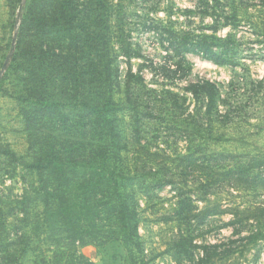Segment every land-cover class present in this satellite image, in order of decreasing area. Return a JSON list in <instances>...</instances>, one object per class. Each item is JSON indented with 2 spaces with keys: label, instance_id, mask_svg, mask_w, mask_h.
Returning <instances> with one entry per match:
<instances>
[{
  "label": "rangeland",
  "instance_id": "rangeland-1",
  "mask_svg": "<svg viewBox=\"0 0 264 264\" xmlns=\"http://www.w3.org/2000/svg\"><path fill=\"white\" fill-rule=\"evenodd\" d=\"M259 1L0 0V221L3 217L7 223L2 235L9 231L14 242L28 234L38 238L27 222L25 197L31 193L32 180L37 184L42 177L29 164L43 161L51 149H77L78 140L91 144V139H82V134L91 133V117H85L80 103L107 96L123 103L130 84L142 108L152 102L164 109L151 100L150 90L187 96L177 103L181 107L176 106L169 123L157 120L156 110L155 122L143 124L144 135H158L154 145L184 153L202 143L207 155L213 156L211 161L221 152L234 156L216 161L239 174L217 184L220 195H209V202L221 200L237 207L238 231L222 228L230 214L202 218L207 204L199 193L185 194L196 208H191L189 217L175 218L177 199L165 187L159 193L138 195L137 244L88 241L79 248L86 259H64V254L53 264H264V34L251 27L254 19L264 26V6L254 12L250 4ZM237 9L242 25L234 31L223 25L225 16ZM212 27L217 36L230 33L240 40L244 58L238 65L175 54L161 38L165 28L211 34ZM91 64L96 72L99 68L101 94L92 81ZM200 80L219 85L222 117L218 119H222L207 117L202 138L192 141L185 115L193 111L194 102L186 89ZM169 106L170 102L165 107ZM127 107L124 104L119 112L125 121ZM192 171L189 182L202 176ZM162 214L167 220H156ZM49 241L44 240L41 248L46 249Z\"/></svg>",
  "mask_w": 264,
  "mask_h": 264
},
{
  "label": "trees",
  "instance_id": "trees-1",
  "mask_svg": "<svg viewBox=\"0 0 264 264\" xmlns=\"http://www.w3.org/2000/svg\"><path fill=\"white\" fill-rule=\"evenodd\" d=\"M238 1L241 4L243 2ZM259 2L250 3L254 12L257 11L256 8L264 6L263 0ZM254 12L251 15L254 16ZM241 17L237 9L225 16L223 26L229 24L236 31L242 25ZM231 21L232 23H228ZM251 24L256 33L264 34V26L255 19ZM164 30L166 34L162 35L160 32L161 38L175 54H196L216 64L231 66L238 65L244 58L241 56L240 40L230 33L224 37L217 36L215 27H212L211 34L203 31L191 33L167 28ZM117 70L116 67L115 73ZM98 75L99 68L96 72L91 64L92 81L97 85V93L101 94L100 90L104 88L96 79ZM186 91L190 92L194 102L193 111L189 110L185 115L191 129L189 136L194 141L195 138H202L207 117L221 121L222 115L218 110L221 90L213 81L200 80L189 83ZM149 92L151 100L159 101L162 104L159 106H164V109L160 110L152 102L142 108L138 98L133 95L130 84H127L123 103L114 101L110 96L91 99L90 103H80L85 117H91V133L82 134V139H91V144L78 140L80 145L77 149H51L47 151L43 161L38 159L29 164L28 168L42 177L37 184L32 180L29 190L31 193L25 197L27 222L39 236L34 239L28 234L25 240L14 242L12 237L9 238V231L2 235L7 226L6 218L2 217L0 264H53V259L64 254V259L71 256L86 259L79 248L88 241L95 245L108 241H119L125 245L137 244L141 215L138 195L159 193L165 187H169L177 199L173 210L175 218L189 217L191 208L196 205L191 207L193 201L185 194L199 193V198L207 204L202 218L230 214V219L223 222L222 228L231 227L232 232L238 231V221L235 218L237 207L225 206L221 200L209 202V195H220L215 191L217 184L226 182L224 179L233 180L232 175L236 172L239 174L238 170L232 172L230 165L225 162L216 164V161L234 156L221 152L213 154L215 159L211 161L213 156L207 155L202 143L187 147L184 153L154 145L158 135H144L143 124L147 120L155 122L153 115L156 110L158 114L155 118L165 124L169 123L176 116V106L181 107L177 103L185 101L187 96L171 90H163L160 95L155 94V90ZM165 102H170V106L165 107ZM124 104L128 106L126 121L119 114L124 110ZM170 109L172 111L168 115ZM166 116L169 117L168 120L165 119ZM192 170H198L202 176L189 182L187 177ZM227 186L235 189L233 183L227 182ZM19 199L17 198V202L22 203ZM163 214L156 220H167ZM40 227H44L43 230L40 231ZM255 238L256 236L252 240ZM46 239L50 240L47 243L48 249H42L40 245ZM46 251L50 252L49 257L45 254ZM227 254L229 253L224 255Z\"/></svg>",
  "mask_w": 264,
  "mask_h": 264
}]
</instances>
